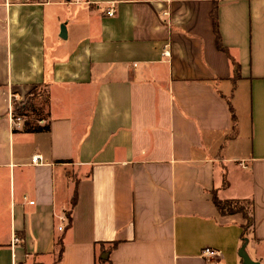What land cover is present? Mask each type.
<instances>
[{
	"label": "crops",
	"instance_id": "crops-1",
	"mask_svg": "<svg viewBox=\"0 0 264 264\" xmlns=\"http://www.w3.org/2000/svg\"><path fill=\"white\" fill-rule=\"evenodd\" d=\"M244 239L264 264V0H0V264H243Z\"/></svg>",
	"mask_w": 264,
	"mask_h": 264
},
{
	"label": "trees",
	"instance_id": "trees-1",
	"mask_svg": "<svg viewBox=\"0 0 264 264\" xmlns=\"http://www.w3.org/2000/svg\"><path fill=\"white\" fill-rule=\"evenodd\" d=\"M211 16H212L214 31L216 34V44H217L218 48L224 49V47L221 44L220 36L218 33V29H217V17H216L215 8L213 9ZM38 96H40L43 99L44 105L46 106L48 97H47V90H46L44 84L34 85V87L25 96V99L23 101H21V102L13 101L12 102V115H13V117H29V115H31V114H33V115L40 114L41 112L39 113V111H37L35 108H33V102H32L33 99L35 97H38ZM229 106H230V111H231V118H232V121H234L235 120L234 109L230 103H229ZM39 119H41V118H39ZM38 128L48 129V125L44 124L42 127H38ZM75 201H76V191L74 190L73 195H72V199H71V207L74 205ZM213 201H214V204L216 205V208L218 209V211L221 214H232V213H236V212L242 213L244 215V217L246 218V223L243 226L244 228L253 223V220L251 217V212H250L252 203L250 202V200L238 199V198L222 200V199H219L216 195H214ZM244 202L248 203V207L246 209H245V206L243 204ZM67 218H68V225H69L70 224V217L67 216ZM57 243L59 245H58V249H57L56 260H59L61 257V254H62V245H61L62 243L60 242V240H58ZM116 244H117V241L112 242L111 245H109L107 247V251L113 249L116 246ZM97 262H98V264H110V260L108 258V253H105L104 255L98 256Z\"/></svg>",
	"mask_w": 264,
	"mask_h": 264
},
{
	"label": "built area",
	"instance_id": "built-area-1",
	"mask_svg": "<svg viewBox=\"0 0 264 264\" xmlns=\"http://www.w3.org/2000/svg\"><path fill=\"white\" fill-rule=\"evenodd\" d=\"M24 2H46L47 0H23ZM114 13V10L112 8L106 10V14L107 15H112ZM16 120H20V117H17ZM41 159V156L38 154L32 155L31 157V162L32 163H36ZM31 202V201H30ZM59 229H61V227L59 226ZM18 237L17 236H13V241H18ZM204 254L206 255H213L216 254V251L210 249L209 247H205L202 251Z\"/></svg>",
	"mask_w": 264,
	"mask_h": 264
},
{
	"label": "water",
	"instance_id": "water-1",
	"mask_svg": "<svg viewBox=\"0 0 264 264\" xmlns=\"http://www.w3.org/2000/svg\"><path fill=\"white\" fill-rule=\"evenodd\" d=\"M62 31H64V30H62ZM245 242H246V239H244L243 246L241 247L240 252H239V255L242 258L243 264H260L259 261L252 260L251 258H249L248 254L246 253V251L244 249Z\"/></svg>",
	"mask_w": 264,
	"mask_h": 264
},
{
	"label": "rangeland",
	"instance_id": "rangeland-1",
	"mask_svg": "<svg viewBox=\"0 0 264 264\" xmlns=\"http://www.w3.org/2000/svg\"><path fill=\"white\" fill-rule=\"evenodd\" d=\"M243 204H244L245 209H246L248 207V203L247 202H244Z\"/></svg>",
	"mask_w": 264,
	"mask_h": 264
}]
</instances>
